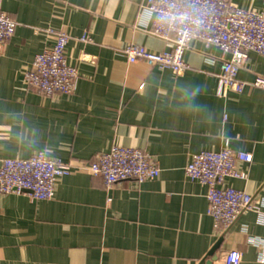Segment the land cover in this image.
Returning <instances> with one entry per match:
<instances>
[{"label": "crops", "instance_id": "obj_1", "mask_svg": "<svg viewBox=\"0 0 264 264\" xmlns=\"http://www.w3.org/2000/svg\"><path fill=\"white\" fill-rule=\"evenodd\" d=\"M147 0H0L17 26L0 53V163L39 151L54 160L90 162L119 145L158 163L155 179L124 180L107 189L99 177H59L54 196L0 194V264H222L226 251L241 264H264V204L241 213L223 234L207 213L206 186L185 176L201 151L250 153L237 162L246 178L225 186L264 199V89L216 93L223 55L192 39L181 75L128 63L123 49H171L152 35ZM264 10L263 0H230ZM46 29L65 31V54L79 73L72 94L28 89L24 69L51 44ZM87 34L89 41L80 38ZM264 76V56L247 53L239 81Z\"/></svg>", "mask_w": 264, "mask_h": 264}, {"label": "built area", "instance_id": "obj_2", "mask_svg": "<svg viewBox=\"0 0 264 264\" xmlns=\"http://www.w3.org/2000/svg\"><path fill=\"white\" fill-rule=\"evenodd\" d=\"M264 1V0H263ZM151 19L152 35L170 42L171 49L153 53L142 46L128 45L123 53L128 63L142 61L148 66L170 69L181 75L187 68L183 54L192 39L206 46L216 45L223 55L217 75L216 93L242 92L246 86L264 89V76L253 81L237 79V73L249 51L264 56V10L242 8L230 0H147L143 7ZM17 23L0 11V53L14 34ZM51 44L36 54L22 73L28 89L51 96L72 94L79 77L77 67L65 54L69 36L65 31L46 29ZM81 41H89L84 34ZM252 155L232 151L227 146L218 151L193 154L184 167L185 176L206 186L207 213L213 220L215 232L223 234L245 211L259 212L264 199L243 190L225 186L227 178L245 179L246 172L237 162H250ZM83 172L101 178L110 189L115 184L132 179L138 183L155 179L160 168L147 152L132 147L112 146L96 154L90 162L66 163L49 158L39 151L28 158H5L0 163V194L27 195L32 200H49L54 196L59 177ZM222 264H241L236 250L225 252Z\"/></svg>", "mask_w": 264, "mask_h": 264}]
</instances>
